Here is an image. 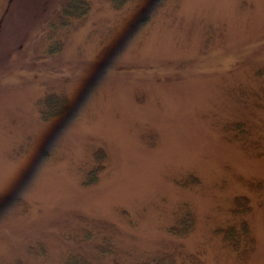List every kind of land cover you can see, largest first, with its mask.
I'll return each mask as SVG.
<instances>
[{"label": "rangeland", "instance_id": "1", "mask_svg": "<svg viewBox=\"0 0 264 264\" xmlns=\"http://www.w3.org/2000/svg\"><path fill=\"white\" fill-rule=\"evenodd\" d=\"M60 1L0 0V264H63L72 253L94 264L163 253L264 264V0L119 10L90 0L85 18L52 34L62 50L42 59ZM49 90L71 108L43 123L36 102ZM237 121L244 141L226 129ZM99 148L106 168L83 186ZM190 175L199 182L184 187ZM241 196L256 242L246 260L219 232L241 221ZM187 205L193 230L173 236ZM81 216L117 230L88 236ZM106 238L113 253L100 257Z\"/></svg>", "mask_w": 264, "mask_h": 264}, {"label": "trees", "instance_id": "2", "mask_svg": "<svg viewBox=\"0 0 264 264\" xmlns=\"http://www.w3.org/2000/svg\"><path fill=\"white\" fill-rule=\"evenodd\" d=\"M164 0H109L111 6L114 9H123L126 6L135 4L139 6L142 3H158ZM91 9L90 0H62L58 4V8L54 10L52 16L47 20L48 26L53 30L49 35L50 42L45 50L44 55L40 58H51L62 50L63 43L56 36H52L56 30L67 28L71 26L75 21H81L88 15ZM52 36V39H51ZM36 106L41 121L43 123H50L65 114H67L71 108V100L66 92L49 90L41 96ZM226 129L238 134H235L237 140L244 141V133L246 132V125L243 121H237L230 123ZM242 136V137H241ZM245 144V143H242ZM243 146V145H242ZM244 148V146H243ZM93 165L85 172L83 178V186H91L98 182L100 174L106 168L107 155L106 152L99 148L93 153ZM199 180L193 175L184 179L183 184L186 186H195ZM251 211L248 206L246 196L236 197L233 201L232 213L239 216L241 221L238 224H231L224 228H219L220 235L223 238L224 243L233 249L242 260H246L250 252L255 247V239L251 236V228L249 222L245 220V216ZM81 222L85 223L87 227L84 228V233L88 236L91 235V230L98 232L116 229L115 225L108 221H97L87 217H80ZM89 220H92L90 223ZM87 221V222H86ZM89 227V228H88ZM194 227V217L191 213L188 205L186 209L182 210L181 214L177 216L176 222L168 229L169 233L177 237L187 236ZM91 228V229H90ZM114 245L110 239L106 238L101 243L96 245V253L100 257H105L113 253ZM185 260L189 264H202L201 260L197 257L188 256L186 259L178 260L177 257L171 253H163L148 258L140 264H185ZM14 264H23L18 261ZM63 264H94L85 258L84 254L72 253L70 254Z\"/></svg>", "mask_w": 264, "mask_h": 264}]
</instances>
